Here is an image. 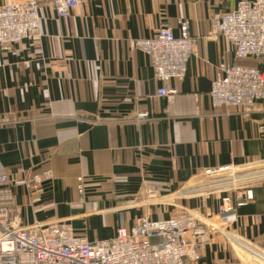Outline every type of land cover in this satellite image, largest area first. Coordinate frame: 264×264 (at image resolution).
<instances>
[{
  "label": "crops",
  "instance_id": "0c3cea01",
  "mask_svg": "<svg viewBox=\"0 0 264 264\" xmlns=\"http://www.w3.org/2000/svg\"><path fill=\"white\" fill-rule=\"evenodd\" d=\"M28 1L39 7L38 32L0 47V165L23 224L66 222L93 242L144 215L166 219L185 208L217 226L186 264H240L233 237L264 251L263 187L225 217L220 194L178 193L206 170L264 166V104L247 115L212 108L208 96L220 62L256 66L236 61L214 32L212 17L239 0H81L67 18L56 16L51 0L0 6ZM178 20L188 21L195 54L185 77L171 82L178 93L168 104L157 96L161 83L147 56L131 45L162 25L178 35ZM259 68L264 74V59ZM141 112L148 117L138 120ZM47 170L52 179L31 204L26 180Z\"/></svg>",
  "mask_w": 264,
  "mask_h": 264
},
{
  "label": "built area",
  "instance_id": "2783aa9c",
  "mask_svg": "<svg viewBox=\"0 0 264 264\" xmlns=\"http://www.w3.org/2000/svg\"><path fill=\"white\" fill-rule=\"evenodd\" d=\"M81 0H51L58 18H67ZM39 7L35 1L0 6V47L9 49L39 30ZM214 32L234 48L236 61L252 60L256 66L220 62L208 92L212 108L235 107L247 115L256 104H264V74L259 66L264 59V0H239L231 11L212 17ZM178 35L168 25L132 47L147 56L153 75L161 83L157 96L171 104L177 93L172 81H181L194 56V38L189 23L178 20ZM147 112L138 113V120ZM264 136V120L258 126ZM50 170L31 175L26 188L31 204L41 201L44 182L52 179ZM82 190V178L77 179ZM264 188V166L238 170L225 166L206 170L184 185L180 195L220 194L218 213L233 215L236 207L252 199V190ZM154 190H146L152 196ZM217 226H209L188 209L166 219L137 218L129 228H117L109 240L88 241L75 234L62 221L23 224L15 204L10 180L0 165V264H186L197 260L195 247L206 241ZM190 237V238H189ZM232 245L244 255L240 264H264V251L238 237Z\"/></svg>",
  "mask_w": 264,
  "mask_h": 264
},
{
  "label": "rangeland",
  "instance_id": "374dc122",
  "mask_svg": "<svg viewBox=\"0 0 264 264\" xmlns=\"http://www.w3.org/2000/svg\"><path fill=\"white\" fill-rule=\"evenodd\" d=\"M236 254H238L237 256H239V258H241V256L244 255V254L242 253V251L239 252L237 249H236Z\"/></svg>",
  "mask_w": 264,
  "mask_h": 264
}]
</instances>
